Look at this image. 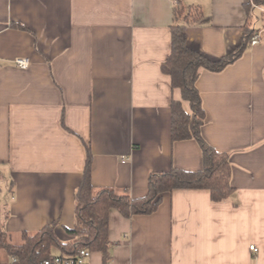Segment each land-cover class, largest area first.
I'll return each mask as SVG.
<instances>
[{"label":"crops","instance_id":"1","mask_svg":"<svg viewBox=\"0 0 264 264\" xmlns=\"http://www.w3.org/2000/svg\"><path fill=\"white\" fill-rule=\"evenodd\" d=\"M252 2L0 0V235L19 245L56 224L68 240L86 146L92 185L133 199L147 194L150 173L200 170L198 144L170 138L180 93L161 64L174 9L201 12L187 44L218 60L240 44ZM253 15L258 43L221 72L200 69L196 82L202 136L228 154L232 193L214 203L208 190H175L150 215L112 210L110 257L91 253L87 264H264V9Z\"/></svg>","mask_w":264,"mask_h":264},{"label":"trees","instance_id":"2","mask_svg":"<svg viewBox=\"0 0 264 264\" xmlns=\"http://www.w3.org/2000/svg\"><path fill=\"white\" fill-rule=\"evenodd\" d=\"M264 9V0H253L245 5L248 20L244 25L240 44L229 55L209 60L191 49L186 40V29L200 23L201 12L196 7L177 6L170 27V53L161 64L162 73L170 78L172 90H178L179 99L171 102V142L194 140L202 154V167L198 171L171 168L167 172L150 173L147 194L133 199L128 192L110 188H95L91 183L92 155L85 147L86 159L81 181L76 188L75 223L64 232L68 240H60L55 233L56 224L48 225L34 234H23L22 243L14 245L8 235L1 232L0 248L6 260L0 264H40L56 255L74 256L79 249L100 253L106 263L110 257L111 243L108 239L109 213L117 211L125 218L150 215L157 211L162 198L175 190H208L214 203L230 196L232 188L222 176L228 163L226 153L217 152L202 136L205 113L196 88L200 69L221 72L238 60L251 45L258 32L251 22L253 6Z\"/></svg>","mask_w":264,"mask_h":264},{"label":"built area","instance_id":"3","mask_svg":"<svg viewBox=\"0 0 264 264\" xmlns=\"http://www.w3.org/2000/svg\"><path fill=\"white\" fill-rule=\"evenodd\" d=\"M254 8L257 6L253 5ZM259 36L254 35L251 40V45H255L258 43ZM14 65L22 70L28 69L30 66L29 60L25 58H17L14 60ZM250 250H254L253 246H250ZM91 252L87 249H79L77 250L74 256H63L56 255L51 259H47L42 261L40 264H87V260L90 258Z\"/></svg>","mask_w":264,"mask_h":264}]
</instances>
